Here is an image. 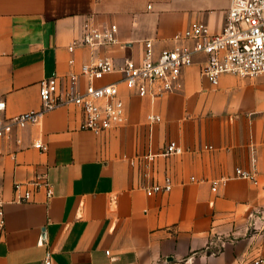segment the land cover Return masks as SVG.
<instances>
[{"label": "crops", "instance_id": "crops-1", "mask_svg": "<svg viewBox=\"0 0 264 264\" xmlns=\"http://www.w3.org/2000/svg\"><path fill=\"white\" fill-rule=\"evenodd\" d=\"M231 0H0V98L6 116L39 109V82L80 72L93 58L141 62L194 22L222 31ZM117 24V43L76 46L84 25ZM74 59V65L70 59ZM205 55L183 70L181 86L151 99L122 85L128 120L95 133L79 107L56 108L14 129L0 157L5 231L0 264H264V74H202ZM109 74L99 83L118 80ZM81 84L85 79L81 78ZM161 121L150 123L148 114ZM18 139L20 140L18 142ZM40 139L46 151L32 146ZM170 140L183 154L143 156ZM259 182L237 177L252 167ZM47 172L54 194L31 182ZM146 172L148 174L146 175ZM173 180L169 192L144 185ZM218 182L213 190L214 182ZM17 182L24 183L15 190ZM29 189L32 197L20 196ZM109 252V253H108Z\"/></svg>", "mask_w": 264, "mask_h": 264}, {"label": "built area", "instance_id": "built-area-1", "mask_svg": "<svg viewBox=\"0 0 264 264\" xmlns=\"http://www.w3.org/2000/svg\"><path fill=\"white\" fill-rule=\"evenodd\" d=\"M117 24L99 28L86 22L80 39L70 46H85L95 50L101 46L117 43ZM198 55H205L206 60L201 72L212 83L217 84L223 73H232L241 77H254L264 74V0H231L226 14L223 29L212 33L208 25L194 22L183 32L173 36V44L156 53L152 40L145 42L144 57L141 62L126 59L123 64L116 65L108 56L93 58L81 65L80 72L71 70L65 77L57 73L43 78L39 82L41 106L6 116V100L0 98V157L4 154V142L14 129H23L31 124H39L48 112L65 106L79 107L83 113L82 127L95 133L117 128L128 120L126 102L122 95V85L141 97L160 98L181 86L183 70L195 63ZM75 60L70 59L74 65ZM119 73L118 80L99 83L109 74ZM85 84H81V78ZM157 113L148 114L149 122L161 121ZM20 140L18 139V142ZM32 146L46 151L48 145L37 139ZM185 148L176 140H170L161 152H148L149 168L158 155L183 154ZM250 168L236 167L237 177L259 182V171L256 158ZM148 172H146V175ZM34 186L45 187L48 198L54 194L48 173L38 174L31 182ZM218 182H214L216 190ZM24 183L17 182L15 190L23 188ZM148 195L169 192L173 188V180L165 176L162 182L144 185ZM32 192L26 189L20 196L28 201ZM6 216L4 203L0 200V239L5 231ZM109 253V252H108ZM264 263V259L260 260ZM45 264H53L52 251L47 249Z\"/></svg>", "mask_w": 264, "mask_h": 264}]
</instances>
